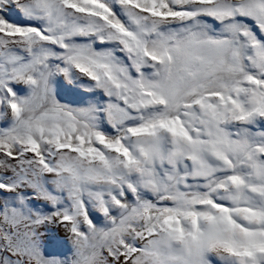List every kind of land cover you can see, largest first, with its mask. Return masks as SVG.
<instances>
[{"label":"snow or ice","instance_id":"snow-or-ice-1","mask_svg":"<svg viewBox=\"0 0 264 264\" xmlns=\"http://www.w3.org/2000/svg\"><path fill=\"white\" fill-rule=\"evenodd\" d=\"M0 264H264V0H0Z\"/></svg>","mask_w":264,"mask_h":264}]
</instances>
